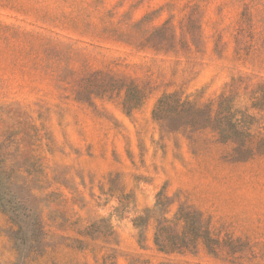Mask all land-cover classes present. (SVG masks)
Returning <instances> with one entry per match:
<instances>
[{"label":"rangeland","instance_id":"1","mask_svg":"<svg viewBox=\"0 0 264 264\" xmlns=\"http://www.w3.org/2000/svg\"><path fill=\"white\" fill-rule=\"evenodd\" d=\"M0 264H264V0H0Z\"/></svg>","mask_w":264,"mask_h":264},{"label":"trees","instance_id":"2","mask_svg":"<svg viewBox=\"0 0 264 264\" xmlns=\"http://www.w3.org/2000/svg\"><path fill=\"white\" fill-rule=\"evenodd\" d=\"M172 103H176L180 113L186 115L194 126L210 119L202 110H197L194 105L187 102L181 103L179 99H176L175 95L164 96L159 102L158 112L170 109Z\"/></svg>","mask_w":264,"mask_h":264}]
</instances>
